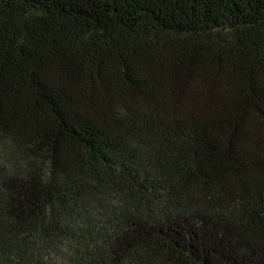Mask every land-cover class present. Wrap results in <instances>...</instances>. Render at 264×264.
<instances>
[{"label": "trees", "instance_id": "trees-1", "mask_svg": "<svg viewBox=\"0 0 264 264\" xmlns=\"http://www.w3.org/2000/svg\"><path fill=\"white\" fill-rule=\"evenodd\" d=\"M0 264H264V0H0Z\"/></svg>", "mask_w": 264, "mask_h": 264}]
</instances>
